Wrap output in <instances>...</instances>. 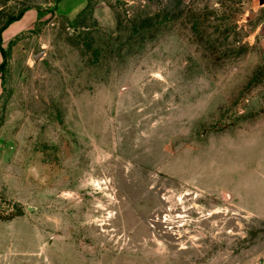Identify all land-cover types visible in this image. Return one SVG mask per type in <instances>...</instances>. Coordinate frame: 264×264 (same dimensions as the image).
Returning <instances> with one entry per match:
<instances>
[{"label":"rangeland","instance_id":"rangeland-1","mask_svg":"<svg viewBox=\"0 0 264 264\" xmlns=\"http://www.w3.org/2000/svg\"><path fill=\"white\" fill-rule=\"evenodd\" d=\"M59 2L0 0V264H264V0Z\"/></svg>","mask_w":264,"mask_h":264},{"label":"crops","instance_id":"crops-1","mask_svg":"<svg viewBox=\"0 0 264 264\" xmlns=\"http://www.w3.org/2000/svg\"><path fill=\"white\" fill-rule=\"evenodd\" d=\"M87 5L88 0H60V2L56 6L55 13L71 17L84 10ZM101 10L102 9L100 8L98 12H100ZM40 14V12L34 13L31 10H27L26 12H24V15L20 20L11 23L9 25V28H7V31L10 32L9 35L15 34L18 30H20V28L28 25L33 18L39 17Z\"/></svg>","mask_w":264,"mask_h":264},{"label":"trees","instance_id":"trees-1","mask_svg":"<svg viewBox=\"0 0 264 264\" xmlns=\"http://www.w3.org/2000/svg\"><path fill=\"white\" fill-rule=\"evenodd\" d=\"M24 12H25V11H24ZM24 12H21V13H20L18 16H16V17L9 18V19L6 21V23H4L3 26L1 27V29H0V36H1V33H2L3 31H5V30L9 27V25H10L11 23L20 20V19L22 18V16L24 15ZM0 42H1V40H0ZM0 53H1V56H2V58H3V60H4L3 64L1 65V68H3L4 65L6 64L7 53H6V51H5L1 46H0ZM16 216H18V215L11 214V215L9 216V218H8V217H2V216L0 215V220H7V218H8V219H13V218H15Z\"/></svg>","mask_w":264,"mask_h":264}]
</instances>
